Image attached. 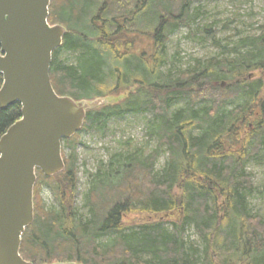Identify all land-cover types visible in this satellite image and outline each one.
Listing matches in <instances>:
<instances>
[{
  "label": "trees",
  "instance_id": "obj_1",
  "mask_svg": "<svg viewBox=\"0 0 264 264\" xmlns=\"http://www.w3.org/2000/svg\"><path fill=\"white\" fill-rule=\"evenodd\" d=\"M198 1L50 0L47 22L65 30L49 69L54 92L80 102L115 96L135 84L137 89L120 104L86 113L81 131L63 142L70 157L60 174L47 178L36 172L34 220L21 237L23 260L264 264V219L247 209L253 187L245 174L246 163L264 147L263 82L249 78L264 66V28L225 52L232 56L193 61L179 71L166 44L195 24L199 9L191 5ZM61 53L70 56L66 63L57 62ZM179 102L184 107L171 111ZM125 115L151 117L146 135L156 147L113 154L100 163L89 180L83 218L66 201L75 190L77 138ZM19 118L18 104L0 112V137ZM162 149L168 158L156 171ZM42 187L53 193L57 209H44ZM172 212L175 221L122 223L127 213ZM189 230L198 244L188 241Z\"/></svg>",
  "mask_w": 264,
  "mask_h": 264
},
{
  "label": "water",
  "instance_id": "obj_2",
  "mask_svg": "<svg viewBox=\"0 0 264 264\" xmlns=\"http://www.w3.org/2000/svg\"><path fill=\"white\" fill-rule=\"evenodd\" d=\"M49 5L50 0H0V112L20 106V118L0 137V264H32L19 251L34 220L36 172L60 174L62 142L80 132L87 112L107 104L75 102L54 92L49 69L65 30L48 24Z\"/></svg>",
  "mask_w": 264,
  "mask_h": 264
},
{
  "label": "rangeland",
  "instance_id": "obj_3",
  "mask_svg": "<svg viewBox=\"0 0 264 264\" xmlns=\"http://www.w3.org/2000/svg\"><path fill=\"white\" fill-rule=\"evenodd\" d=\"M191 9H199V17L195 24L190 29L181 28L169 37L166 44L167 55L174 59V67L179 71L193 67V61L205 62L213 58L222 60L229 55L232 56V53L225 52L233 49L242 40L257 37L264 28V0H200L193 3ZM204 30L210 33L206 34ZM68 58L70 56L61 53L57 57V62L66 63ZM249 78L250 80H262L263 87L260 96L264 97V66L250 73ZM221 86L225 87V84ZM136 89L135 84L102 101L107 100L109 106L120 104L129 96V93ZM238 104L239 102H236L230 109ZM182 107L184 103H176L171 111L182 109ZM150 120L149 115L110 117L104 130H92L78 136L75 152L76 164L73 170L76 179L75 190L72 194L66 191V201L71 202V208L75 209L79 216L85 218L88 215L84 197L88 194L89 180L98 173L100 163L104 166L113 154L133 153L135 150L147 152L155 149L156 141H149L146 135L145 124ZM162 151L163 153L156 160V171L164 165L168 158L166 150L162 149ZM61 157L65 169L70 151L65 149L64 145L61 149ZM106 171L107 169L104 170ZM245 174L250 178L253 187L251 195L246 199L247 209L252 216L264 219V147L256 158L246 163ZM39 200L44 209H57L50 189L42 187ZM177 216L176 212L164 215L127 213L122 216V223L125 226H137L155 221H175ZM186 237L190 242L199 243L193 230H189Z\"/></svg>",
  "mask_w": 264,
  "mask_h": 264
},
{
  "label": "flooded vegetation",
  "instance_id": "obj_4",
  "mask_svg": "<svg viewBox=\"0 0 264 264\" xmlns=\"http://www.w3.org/2000/svg\"><path fill=\"white\" fill-rule=\"evenodd\" d=\"M63 145H64V144H62V148H63Z\"/></svg>",
  "mask_w": 264,
  "mask_h": 264
}]
</instances>
